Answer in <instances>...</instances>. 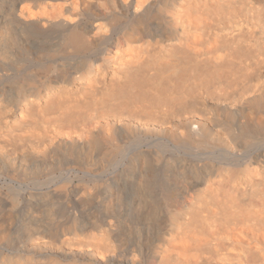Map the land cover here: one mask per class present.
I'll use <instances>...</instances> for the list:
<instances>
[{
    "label": "bare ground",
    "instance_id": "1",
    "mask_svg": "<svg viewBox=\"0 0 264 264\" xmlns=\"http://www.w3.org/2000/svg\"><path fill=\"white\" fill-rule=\"evenodd\" d=\"M0 264H264V0H0Z\"/></svg>",
    "mask_w": 264,
    "mask_h": 264
}]
</instances>
